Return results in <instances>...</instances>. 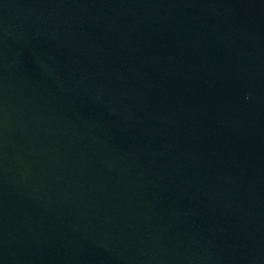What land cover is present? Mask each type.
I'll return each mask as SVG.
<instances>
[{
    "label": "water",
    "instance_id": "obj_1",
    "mask_svg": "<svg viewBox=\"0 0 264 264\" xmlns=\"http://www.w3.org/2000/svg\"><path fill=\"white\" fill-rule=\"evenodd\" d=\"M0 264H264V0H0Z\"/></svg>",
    "mask_w": 264,
    "mask_h": 264
}]
</instances>
